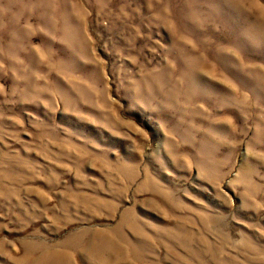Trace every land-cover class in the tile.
I'll return each mask as SVG.
<instances>
[{"label": "rangeland", "instance_id": "obj_1", "mask_svg": "<svg viewBox=\"0 0 264 264\" xmlns=\"http://www.w3.org/2000/svg\"><path fill=\"white\" fill-rule=\"evenodd\" d=\"M0 264H264V0H0Z\"/></svg>", "mask_w": 264, "mask_h": 264}]
</instances>
